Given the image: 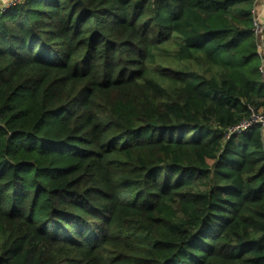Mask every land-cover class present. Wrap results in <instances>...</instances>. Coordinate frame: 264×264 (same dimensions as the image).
<instances>
[{"label":"trees","instance_id":"1","mask_svg":"<svg viewBox=\"0 0 264 264\" xmlns=\"http://www.w3.org/2000/svg\"><path fill=\"white\" fill-rule=\"evenodd\" d=\"M256 1L4 5L0 264H264Z\"/></svg>","mask_w":264,"mask_h":264},{"label":"built area","instance_id":"2","mask_svg":"<svg viewBox=\"0 0 264 264\" xmlns=\"http://www.w3.org/2000/svg\"><path fill=\"white\" fill-rule=\"evenodd\" d=\"M22 0H12L10 4H17ZM263 0H257L252 10V16L254 20V32L257 38H260L261 44L259 45V57L262 60V66L260 68V74L264 81V22H261L258 17V4ZM255 126H259L261 130H264V112H258L254 108L249 107V116L244 119L240 124L230 128L227 131V138H231L235 135H241L244 132L252 129Z\"/></svg>","mask_w":264,"mask_h":264},{"label":"crops","instance_id":"3","mask_svg":"<svg viewBox=\"0 0 264 264\" xmlns=\"http://www.w3.org/2000/svg\"><path fill=\"white\" fill-rule=\"evenodd\" d=\"M9 2L10 0H0V10L4 7V5H6ZM258 17L261 22H264V0L258 4ZM257 41H258V45H260L261 44L260 38H257ZM263 54H264V50H263Z\"/></svg>","mask_w":264,"mask_h":264}]
</instances>
